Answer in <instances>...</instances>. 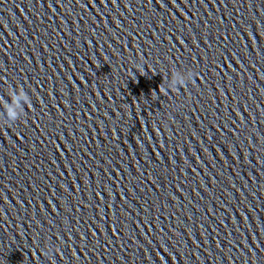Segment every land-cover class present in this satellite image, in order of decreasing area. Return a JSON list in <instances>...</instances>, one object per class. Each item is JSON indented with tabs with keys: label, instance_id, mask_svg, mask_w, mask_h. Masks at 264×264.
<instances>
[{
	"label": "clouds",
	"instance_id": "clouds-1",
	"mask_svg": "<svg viewBox=\"0 0 264 264\" xmlns=\"http://www.w3.org/2000/svg\"><path fill=\"white\" fill-rule=\"evenodd\" d=\"M193 79V73L191 71L183 72L175 68L171 71V78L168 79L169 88L178 90L177 86L184 87L186 83ZM8 97L9 100H5L3 97H0V106L3 108V118L8 124L15 123L23 115L25 111V106L31 108V98L24 90L22 86H17L16 89H13L11 86L8 87ZM59 253V248L48 247L45 255L52 259L53 252ZM54 261V260H53Z\"/></svg>",
	"mask_w": 264,
	"mask_h": 264
}]
</instances>
